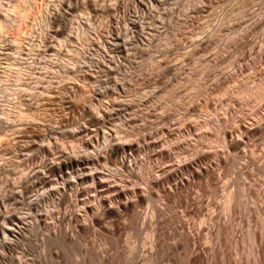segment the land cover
Segmentation results:
<instances>
[{"label":"rangeland","instance_id":"1","mask_svg":"<svg viewBox=\"0 0 264 264\" xmlns=\"http://www.w3.org/2000/svg\"><path fill=\"white\" fill-rule=\"evenodd\" d=\"M78 4L0 0V11L9 14L0 23V199L9 198L3 211L14 210L23 222L11 247L0 235V264H104L101 256L105 264H189L194 247L185 250L179 241L183 226L203 252V264H264V244L259 249L251 240H264V202L245 193V182L253 192H264V0H155L145 10L134 0ZM52 11L59 13L58 23L47 21ZM137 17L140 31L125 44L113 42L111 30L134 31ZM224 128L237 144L223 141ZM117 141H137L138 148L128 152L135 179L104 161L73 173L47 172L49 163L73 154L104 155ZM244 156L256 166H243ZM179 161L186 165L179 168ZM198 167H208L213 178L188 176ZM90 172L102 182L95 190ZM159 175L166 177L167 190L181 179L184 185L169 198L153 188L132 227L121 213L78 228L99 207L94 197L123 201L132 189L144 193L143 178ZM64 182L81 191L60 211L77 216L66 239L49 243L44 235L52 229ZM185 192L188 199L181 198ZM230 193L231 213L224 210ZM84 201L91 205L89 215L81 211ZM154 204L161 219L172 217L174 223L163 225V246L147 262L152 226L144 216L150 217ZM212 209L213 221L207 219ZM35 214L44 224L36 225ZM113 220L122 230L110 237L104 228ZM215 222L225 229L207 236Z\"/></svg>","mask_w":264,"mask_h":264},{"label":"bare ground","instance_id":"2","mask_svg":"<svg viewBox=\"0 0 264 264\" xmlns=\"http://www.w3.org/2000/svg\"><path fill=\"white\" fill-rule=\"evenodd\" d=\"M150 1H155V0H134V5H135L136 8L145 10L148 7L147 5L149 4ZM71 2H75V4H78V0H61V1L59 0L58 7L60 6V7H63L64 8L68 4H71ZM113 6L116 9L118 7V2H116ZM58 14H59L58 12H56V11L53 12L52 11V13H50L49 15H47L48 16V17H46L47 18V21H49L51 23H58V17H60ZM8 18H9V14L7 12L0 11V23H6L8 21ZM112 18H114V17H112ZM136 20L137 21L134 22L133 23V26H132L135 29L134 31H131V29L129 30L128 28H126V29H118V28L112 29L111 32H110V34L113 37V42H118V43L125 44L126 43V41H125L126 38L129 40V39H131V37L134 36V34H137L140 31L139 30V26H138V22H139L138 20H139V18L137 17ZM98 64H100V63H98ZM97 111L100 112L103 117L106 115L105 111H103V110L97 109ZM95 119H93V120H95ZM262 120H264V114L262 116ZM260 124H262V123L258 122L257 123V126H260ZM221 134L223 136V141L229 147L230 146H233V145H235V144L238 143V141H236L234 139H231V137L229 135L230 134L229 131H227L225 128L221 131ZM245 134H247V131H245ZM109 145H110V148L107 147L109 149L106 150V152L104 153V155H101L100 153H94V154H91V155H84V156L83 155H74L73 154V156L65 157L63 160H60V161L57 160V161H59L58 163H55V162L49 163L48 166H47V172H48L49 175H58V174H61L63 171H66V170H71L72 173H73L74 169H77V168H79L81 166H84V167L85 166L94 167L96 165V163L101 162V161H104L107 164H111V165L116 166V172L119 175H122L124 172H126L127 173V176L129 178L131 177V178H134L135 179L136 177L133 175L132 169H131L133 167V164H134L135 161L131 157V155H130L131 153L129 154L128 152H131V151H133V150H135V149L138 148L137 141H130L128 143H123V142H118L117 141L116 143L111 142V143H109ZM8 150L6 151L7 154L9 153ZM43 151H45V150H43ZM262 152H263V149L259 152L260 155L262 154ZM2 153H4V151ZM168 154H169V152H166V151H161L159 153V155L160 156H163V157L164 156H167ZM118 156H119V159H118ZM261 156H263V155H261ZM217 161L220 163V162H224L225 159H224V161H222L221 158H217ZM248 163L251 164V166H254V167L256 166V161L255 160H253L252 158H249L247 156H244V164H243V166H246ZM185 165H186V163H184V162H180L179 161L177 163V166L179 168H182ZM263 167H264V165H263ZM189 172H190V175H188V176H192L195 173H197L195 175H200L201 173H203V174L209 176V178L210 177L213 178V176H214V173L212 171H210L208 169V167H204V168L198 167V170L197 171H189ZM63 173H65V172H63ZM176 173H177V171H176ZM165 175H167V174H165ZM248 175H249V173L247 171L246 172H242V176H244L243 179H246ZM66 176H67V174H66ZM80 177H75L74 180H76V179H78ZM89 178L91 180V184H92V189L93 190L96 189V186L97 185H102V182L99 181V180H97V178L95 177V172H90ZM27 179H28V175H27V177L24 180L27 181ZM165 180H166V177H162L160 175L159 176H154L151 179L150 178H143L140 181V184L143 186V192L144 193L143 194H138L136 189H132V193H130L131 195L129 197H127L128 196L127 195L126 198L123 201L109 202L107 197L99 196L98 199H96V197H94L93 200H94L95 204L99 205V207L97 208L96 211L92 212V214L90 213L91 214L90 217L89 218L86 217L87 218L86 221H85L86 223L82 224L78 228L81 229V230L82 229H85L86 226L89 225V224H93V223L100 222L101 218L104 217V216H106V215H109V217H110V215L114 217V216H118L121 213L124 214L125 217H127L129 219V221H130V222L128 221L130 223L129 225H131V227H132V225H135L134 224L135 219L138 218L141 215V213L137 210V208L140 205H142V204H144V203H146V202L149 201L148 194H150V191L153 188L156 189V192H158V194H162V197H165L166 198V197H168V195H169V197H173V195L171 196L170 194L179 193V190H180L179 188L184 185L182 182L185 181V180L183 181L182 179L181 180H178L172 186H170L168 188V190H167V189L164 188V181ZM46 181H48V179H46ZM22 183H23V181H22ZM44 184L45 183H43V185ZM68 184H69V182H64L60 187H58V190H57V193H56L58 195L57 198H56V203H55L56 208H57L56 216L54 218L52 217V222H53L52 229L49 230V231H47V233L44 235L45 239L49 243L50 242L55 243V241H57V240L59 241V238L60 239L61 238L66 239L68 237V235H70L69 234V231H68V228H69L70 224L75 220V218L77 216V212L75 213V212H72V211H63V212L60 211L62 206H64V205L67 206L66 204L69 203V199H70V196L72 195V193L79 192V190L81 191V189L80 188H77V187L75 188V190H71V189L67 188V185ZM245 186H246L245 187V193H246V196L247 197H252L253 196L259 202H262V203L264 202V192L257 191V190L253 192L252 189H251V187L248 184L246 185V182H245ZM113 188H114V190H116V192H119L121 190V189H119L116 186L113 187ZM181 189H182V187H181ZM184 194H185L184 197H181V194H178V196H180L181 198L188 199V195L189 194L186 193V192ZM181 198H180V200H181ZM8 200H9V198H7V197L6 198L5 197H2L0 199V222L3 223V225L0 224V235H3L4 236V240H2L3 245L4 246H7V247H11L12 245H14L17 242L16 241L17 239H15L16 238L15 236H17L16 234H18L17 232H20L21 231V229H22L21 226L23 225V222L22 221H19L18 220L19 218L17 219L15 217L16 215L14 213H16V212L14 210H12L13 212L12 211H6V209H5V211H3V207L2 206L5 204V202H8ZM195 200H197V204L198 205H201L200 199H195ZM107 201H108V203H107ZM233 203H234V195L232 193H230L227 196L224 210L226 212H230L231 209H234ZM1 208H2V210H1ZM262 209H264V207ZM81 211L88 214L89 212H91V205L88 204L87 201H84V203L82 205ZM161 213H162L161 212V209L157 205L154 204L151 207V209H150V217H147L146 215L144 216V219H149L150 220V224L152 226V229H151V232H150V237H149V239H150L149 241L150 242L148 243V245H149L148 248L150 250L149 251L150 255H148L149 257L147 258V262L152 261V255L154 253V252L152 253V251H154L156 249L158 250V248H161L163 246V244H162L163 243V240H161L162 239L161 238L162 235H164L163 234V225L164 224L165 225L166 224L167 225H173V223H174L172 217H168L167 219H163V218L161 219ZM214 214H215L214 213V210L213 209L210 210L208 212L207 219L213 221ZM32 217L35 219L36 225L37 224H39V225L44 224V221L42 220V216L41 215L35 214ZM218 223L219 222H217V223L215 222L214 225L213 224H209L208 225V228H207V231H206L207 232V236L211 232H212L211 234H213V231L215 232L216 235L217 234H220L222 232V230L225 229L226 226H224L225 225L224 223H223L224 225H220ZM29 224H31V223H29ZM54 224H57V225H54ZM187 224H189V223H187ZM141 225H144V222H142ZM182 226H183V224H182ZM200 228L197 229V233H194V235L198 236L200 234V232L202 231V229H200ZM180 229L181 230L178 232V238H179V241H182L183 242L182 245L184 244L183 247H185V250L189 249V247L191 246V243H192V247H194V248H192L193 252H191V257L189 259L187 258L189 264H203V261H204L203 258H202V253L203 252L200 251L199 249H195V248L198 247V245L196 246V243L197 242H196L195 238L194 237L193 238L192 237L189 238L188 237L189 235L185 234V232L188 230L187 227L185 228V226H183ZM104 230H105L106 234H108L107 236L114 237L115 235H117V236L120 235L119 233L121 232L122 227L117 223V221H114L113 220V221H111L108 224V227L107 228L106 227L104 228ZM187 232H189V231H187ZM216 235H215V237H216ZM257 236L258 235H252L251 236V240L252 241H255V243H257L256 241H258L259 242V249L260 248L262 249L263 244H264V240L262 239L261 236H258V237ZM2 239H3V237H2ZM176 239H177V237H176ZM177 243H179V242H177V241L173 242V245L171 244L172 245L171 246V249L174 250L176 248V246H177ZM205 243L206 242H204L203 244H205ZM7 247H6V249H7ZM203 248H204V246H203ZM195 250H199V252L198 251L196 252ZM259 251H257V255H259ZM101 261L104 264L106 262H108L104 256H101Z\"/></svg>","mask_w":264,"mask_h":264}]
</instances>
